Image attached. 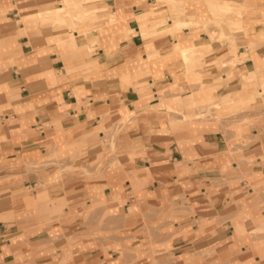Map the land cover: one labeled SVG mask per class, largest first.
Wrapping results in <instances>:
<instances>
[{
    "label": "crops",
    "instance_id": "1",
    "mask_svg": "<svg viewBox=\"0 0 264 264\" xmlns=\"http://www.w3.org/2000/svg\"><path fill=\"white\" fill-rule=\"evenodd\" d=\"M224 1L219 39L155 0L73 33L62 0H0V264H264V0Z\"/></svg>",
    "mask_w": 264,
    "mask_h": 264
},
{
    "label": "rangeland",
    "instance_id": "2",
    "mask_svg": "<svg viewBox=\"0 0 264 264\" xmlns=\"http://www.w3.org/2000/svg\"><path fill=\"white\" fill-rule=\"evenodd\" d=\"M95 1L96 0H62V4L60 6H57V7H59L58 9H60L59 11L61 12V14H63L65 16V19L62 23H57L58 26H60L62 24L67 25L71 29L70 30L71 33H73V31L79 32L80 30L85 29V27H83L84 23L94 22V20L97 18L95 16V11H96V9H99L100 7L97 8L94 5ZM192 1L200 3V4L201 3L204 4L206 6V12L210 14V16L208 18L210 20L209 22H202L201 21L200 23L197 24V25L202 26V28L207 32V34L209 35L210 38H214V36H217V38L221 39V38H223V36H225L223 33L225 30L233 31L236 29H241L240 23L238 22V17L241 15L240 14L241 7L238 9L239 11H237L236 9L230 10L229 6L227 4H225L224 9H226L228 11L229 15H227L228 13H224V15L226 14V16L222 17L220 15L219 11L214 12L212 10V8L209 6V4L207 3L206 0H192ZM218 1L226 2L224 0H218ZM182 3H183L184 10L183 11H180V10L176 11L174 9L175 10L174 11V10H171V7H169L168 3H166V0H155L156 6L160 5V4H162V5L164 4V6L167 8V16L171 20H172V16L175 15V16H177L176 18L179 19V23L183 24L184 26L185 25L191 26L190 19H193V18L192 17H186L187 4H185L186 1H182ZM228 3H232V2H228ZM232 5H235V4L233 3ZM70 7H73L71 9V12L69 11ZM82 10H84L88 14L93 15L94 18L92 20H89L90 17L89 18H82L83 16L87 15L86 13L82 12ZM199 11H200V15H201V13H203V11L202 10H199ZM178 12H179V14H178ZM212 12H214V13H212ZM234 12H235V14H234ZM55 14H56V12L53 10V11L49 12L48 15H50L51 18H55ZM71 19L73 22H71ZM109 20L112 21L113 19H109ZM82 21H83V23H82ZM93 25L94 24H91L89 27L92 28ZM180 29H175L174 31H177ZM175 44H177V43H175ZM198 54H200V53L198 52ZM227 64L230 66L233 64V61H229V62H227ZM255 95L260 96V97L264 96V89H263L261 94H258L256 92ZM262 105L264 106V103ZM200 110H202L203 112L198 113V114L202 118H206L208 115L209 116H215V114L211 113L210 107L208 105L202 106L200 108ZM260 116H262V118H264L263 110H261ZM105 137L107 138V144H109L111 147H113V144H114L113 139L115 138L114 134L106 135ZM114 166H115V163H109V164L107 163V167L103 166L102 169L104 171H110L112 169V167H114ZM91 208H92L91 206L86 207L87 210H90ZM86 209H85V211H86Z\"/></svg>",
    "mask_w": 264,
    "mask_h": 264
},
{
    "label": "bare ground",
    "instance_id": "3",
    "mask_svg": "<svg viewBox=\"0 0 264 264\" xmlns=\"http://www.w3.org/2000/svg\"><path fill=\"white\" fill-rule=\"evenodd\" d=\"M206 1L209 4V6L212 8V10L214 12H216V11L218 12L219 11V13H220V15L222 17L223 16H226V14L224 15V13H228V11L226 9H224L225 4H227L229 6L230 10L231 9H236L237 11H239L238 9L240 8V6L237 5V4L232 5L233 3H228V2L218 1V0H206ZM166 3H168L169 7H171V10H174V9L176 11L177 10H180V11H183L184 10L182 0H166ZM58 8L59 7H56L54 9V11L56 12L54 19L57 20L58 22H63L64 19H65V16L63 14H61V12L59 11L60 9H58ZM49 12H51V11L50 10L45 11V12L42 13V15H48ZM214 12H212V13H214ZM178 14H179V12H178ZM234 14H235V12H234ZM227 15H229V13ZM113 16H114V14H113ZM174 16H172V20H173L172 21V30L180 29V28L184 27L183 24L179 23V19L176 18L177 16H175V17ZM92 19L93 18H91V17L89 18V20H92ZM109 19H113V18L112 17H109ZM109 19H108V21H110ZM71 22H73L72 19H71ZM200 22L201 21H199V20L190 19V23H191L192 26L193 25H197ZM82 23H83V21H82ZM86 24H88V23H84L83 27L87 26ZM187 26H189V25H187ZM142 33L143 34H146L147 32L146 31H142ZM174 47L177 49V51L182 56V58L184 59L185 62L192 61L196 57V55H198V52H199L197 50L196 46H193V45L185 47V46H181V44L177 43V44L174 45Z\"/></svg>",
    "mask_w": 264,
    "mask_h": 264
}]
</instances>
